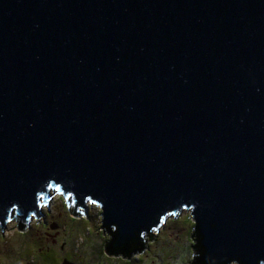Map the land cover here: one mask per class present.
<instances>
[{"label": "water", "instance_id": "water-1", "mask_svg": "<svg viewBox=\"0 0 264 264\" xmlns=\"http://www.w3.org/2000/svg\"><path fill=\"white\" fill-rule=\"evenodd\" d=\"M51 191L107 255L186 210L191 264H264V0H0V227Z\"/></svg>", "mask_w": 264, "mask_h": 264}, {"label": "rangeland", "instance_id": "rangeland-1", "mask_svg": "<svg viewBox=\"0 0 264 264\" xmlns=\"http://www.w3.org/2000/svg\"><path fill=\"white\" fill-rule=\"evenodd\" d=\"M50 193L49 204L41 208L42 216L37 219L31 216L26 229H17L16 218L4 229L0 228V264H33V259L40 255L39 248L48 245L55 248L58 257L67 252L65 261L68 264H96L100 257L108 264H190L194 226L190 211L168 217L142 253L125 259L112 257L104 251L103 245L109 236L101 232L102 210L97 204L87 202V216L76 218L61 194ZM61 247L63 250H59ZM28 253L30 257L26 256ZM44 259H39V264H53L50 255H44Z\"/></svg>", "mask_w": 264, "mask_h": 264}, {"label": "flooded vegetation", "instance_id": "flooded-vegetation-1", "mask_svg": "<svg viewBox=\"0 0 264 264\" xmlns=\"http://www.w3.org/2000/svg\"><path fill=\"white\" fill-rule=\"evenodd\" d=\"M45 205V204H44ZM109 240V238L105 241V243H107V241ZM53 242H56L57 243V240H53ZM105 245V244H104ZM63 246V245H62ZM46 249V250H45ZM55 248L52 246V245H48L44 248H39V251H40V255H38L36 258L44 261V255L48 257V255L51 256V260H53V264H68L67 261H65V258H67L66 256L68 255L67 252L63 253L62 257H58L56 254H55ZM59 250H63V247H61ZM45 251V252H44ZM43 252V253H42ZM57 252V251H56ZM60 252V251H59ZM29 254V253H28ZM48 254V255H47ZM28 257H30V254L28 255ZM34 258L33 261L34 263L33 264H37V259ZM36 260V261H35ZM24 264V263H23ZM100 264H104V263H100Z\"/></svg>", "mask_w": 264, "mask_h": 264}, {"label": "trees", "instance_id": "trees-1", "mask_svg": "<svg viewBox=\"0 0 264 264\" xmlns=\"http://www.w3.org/2000/svg\"><path fill=\"white\" fill-rule=\"evenodd\" d=\"M150 240L151 239H153V235H151V237H148ZM196 245H197V242H196V235H195V232H194V229L192 228V231H191V261H190V264L192 263V262H194L195 261V259L197 258V256H198V249L196 248ZM103 247H104V251H105V245H103ZM143 252V251H142ZM141 252V253H142ZM29 254H26V256H28ZM94 257V256H93ZM100 257V256H99ZM98 257V258H99ZM112 257H114V256H112ZM119 257H122V256H119ZM37 259V263L39 264L40 262L38 261L39 259L38 258H36ZM100 259V261H98V262H96V264H100V263H104V264H108V262H105L104 260H103V258H99ZM103 260V261H102ZM20 264H23V263H20Z\"/></svg>", "mask_w": 264, "mask_h": 264}, {"label": "clouds", "instance_id": "clouds-1", "mask_svg": "<svg viewBox=\"0 0 264 264\" xmlns=\"http://www.w3.org/2000/svg\"><path fill=\"white\" fill-rule=\"evenodd\" d=\"M155 235V234H154Z\"/></svg>", "mask_w": 264, "mask_h": 264}]
</instances>
